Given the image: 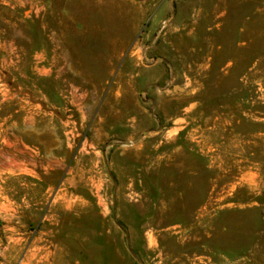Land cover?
Wrapping results in <instances>:
<instances>
[{
	"label": "rangeland",
	"instance_id": "rangeland-1",
	"mask_svg": "<svg viewBox=\"0 0 264 264\" xmlns=\"http://www.w3.org/2000/svg\"><path fill=\"white\" fill-rule=\"evenodd\" d=\"M0 264H264V0H0Z\"/></svg>",
	"mask_w": 264,
	"mask_h": 264
},
{
	"label": "bare ground",
	"instance_id": "bare-ground-1",
	"mask_svg": "<svg viewBox=\"0 0 264 264\" xmlns=\"http://www.w3.org/2000/svg\"><path fill=\"white\" fill-rule=\"evenodd\" d=\"M60 205V204H59ZM67 205H69V204H67ZM72 205V204H71ZM74 206V205H73Z\"/></svg>",
	"mask_w": 264,
	"mask_h": 264
}]
</instances>
